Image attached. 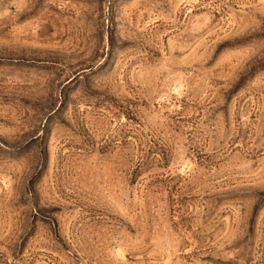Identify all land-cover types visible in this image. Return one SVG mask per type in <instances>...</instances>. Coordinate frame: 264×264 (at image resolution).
I'll list each match as a JSON object with an SVG mask.
<instances>
[{
  "label": "rangeland",
  "instance_id": "rangeland-1",
  "mask_svg": "<svg viewBox=\"0 0 264 264\" xmlns=\"http://www.w3.org/2000/svg\"><path fill=\"white\" fill-rule=\"evenodd\" d=\"M0 264H264V0H0Z\"/></svg>",
  "mask_w": 264,
  "mask_h": 264
}]
</instances>
